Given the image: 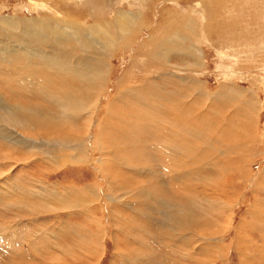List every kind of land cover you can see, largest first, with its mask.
I'll list each match as a JSON object with an SVG mask.
<instances>
[{
    "label": "rangeland",
    "instance_id": "rangeland-1",
    "mask_svg": "<svg viewBox=\"0 0 264 264\" xmlns=\"http://www.w3.org/2000/svg\"><path fill=\"white\" fill-rule=\"evenodd\" d=\"M31 1L0 0V19L10 16H17V19L20 20H22L21 18L41 19L48 17L60 26H66L67 21H72L75 25L88 24L89 27L101 19H112L116 13L124 12L134 14L147 27H143L142 32H138V34L141 33L138 41L131 44L118 41L117 44L111 45L110 42L105 41L103 45L100 41L102 48L105 47L106 43L110 46H117L119 49L115 59L112 60L109 57L106 60L109 61L108 64L113 69L111 81L108 83L107 91L104 92V95L98 97V104L93 107L96 116L87 138L85 137L86 140L80 143L79 138L78 141L75 140L70 148L57 150L56 154L59 157H53L50 165H46V163L49 160L52 147L39 144V138L35 140L37 135L31 131L30 134L34 137L32 146L34 148L38 146L35 149L37 154L39 153L36 160H25L24 158L19 159L18 162L17 159L15 160L17 156L23 157L22 153L26 149L25 146H20L19 151H22L20 155L16 154L18 151L14 149L3 150L0 148V264H51L55 257L60 260L56 264H260V258L257 255L247 263L248 258L241 259L238 257L237 235L234 232L235 222L228 225L227 230L218 235L212 234V236L210 234V237H204L202 233V235H199L187 231L185 237L182 227L176 230L168 224V221L164 218L163 210L166 205L171 204V200L181 205L186 203L191 205L195 195L201 197L198 203H201L204 207V198L198 191L194 192L186 188V184L189 182L186 180L198 183L196 186L202 189L204 184L201 181H199L201 183L198 182L201 178L219 176L220 171L225 169L229 171V168L237 166L232 165L231 167L229 165V161L233 158H229L227 155L224 156L225 164L224 161L223 164H220L222 163L220 157H223L221 148H225L226 144L216 143L217 146L216 144L211 145L218 137L217 127L221 126V130H223V127L229 123L228 117L230 114L229 107L225 108V105H218L215 101L213 105L211 101L215 96L225 95L229 92L235 93L238 88L244 93V99L250 100L253 105L260 107L256 115L257 123L254 124L255 128L251 136L253 141L249 142L253 146L250 158L255 153L260 154V157L255 162L256 165L253 161L249 166L251 170L253 168L255 173L264 168V0H209L207 2L208 7L201 5L202 0H61L62 5L59 6V9L56 4L47 0ZM38 4H41V6L38 7ZM56 11L57 13L54 14L53 12ZM64 13H72L73 16L70 17ZM163 21L164 23H162ZM182 22H190V24L189 26H182ZM176 24L183 29L184 37H182L186 42V47L200 51L201 61L189 60L185 56H179L184 59V62H180L178 58L174 57L176 62L173 59L172 62H169V66L163 69L157 65L155 59H151L155 64L149 65L140 55L137 57V52L140 51L143 41L149 40L153 32L164 29V31H167L166 33H169ZM130 29H127L126 33ZM58 41L61 49L72 52L74 58L85 57L88 53L81 46L75 48L68 42L64 43L59 39ZM191 63L200 67L185 68L186 65L189 66ZM5 70L3 72H10ZM150 72H152L150 77L155 81H158L157 78L160 74L165 80L163 73H172V77L194 80L198 85V92L190 94L192 100L186 107H190L194 111H201L202 116L197 119L198 115L195 112H191L194 114L192 115L190 110H187L189 112L186 114L184 121V131L188 137L191 133L199 134L196 132L203 131L204 125L210 128L206 134V140L204 135L200 138L199 143L198 141L195 142L194 139L196 138L189 137L185 145L179 147L181 153L178 154L175 151L176 149L175 152L172 151V148L176 146V140L168 134V126L172 122L171 118H167L169 117V110L163 105L162 111H164L162 113L153 106L155 118H152V124L155 134L150 135L148 131V138L141 135L142 141L138 144L152 151L151 163L154 166L155 173L151 174L144 169L146 168L144 159H139L134 155V145L127 146L129 150H132V153L127 154L129 162H124L122 159V161L109 159V148L114 147L116 150H123L118 146V143L124 141L129 135L125 126H116L111 139L101 137L99 130L101 120L106 116L107 105L113 102L117 96L115 84L124 77L123 80L133 83L131 85H140L147 78L145 76H149L148 73ZM11 78L10 83L6 85L0 77V93H3L2 96H5V94L10 96V99H8L11 105L34 106L35 104V106H40L44 103L36 85L22 83L19 74L11 75ZM24 85L27 86L24 87ZM29 86L31 88L34 86L33 90L29 89ZM172 90L178 92L174 84ZM12 91L14 94H12ZM224 91L227 93L224 94ZM196 97L202 100L198 103L199 106H195ZM143 104H148V101ZM76 105L80 107V104ZM2 107L4 108V106ZM207 107L212 112L214 110L216 112L205 114ZM84 114L83 112L74 118L76 124L80 122L82 126L84 125V121L80 120ZM236 114L240 115L238 112ZM1 117H4L2 113H0V125L3 122L6 124L3 123L5 125L2 124V128L0 126V143H8L1 135H4L7 129H10L5 127L9 126L10 123L6 118H2L4 120L2 121ZM209 119L211 120L209 121ZM219 124L220 126H218ZM186 125L188 127L185 128ZM14 130L20 134L16 129ZM141 131L143 132L142 129ZM8 132L10 133V131ZM210 135L211 138H209ZM151 136L156 137L153 144L150 142ZM167 137H170V140L173 139L171 143ZM99 139L102 141V148L108 152V157L104 160L101 159L100 153H97L95 147ZM155 141L156 143H154ZM200 142H207L212 147H209L208 153L204 154L198 150ZM170 144L173 146H170ZM168 148H171V150ZM228 148L232 147L228 146ZM16 149L18 148L16 147ZM195 153L196 156L194 157ZM78 154L81 155L78 156ZM172 156H175L173 157L174 160H172ZM118 157L125 158L123 155ZM34 162H38L40 167L37 168L33 164ZM99 162L113 166V168L110 167L108 176L106 173L101 172ZM170 162L173 163L171 172L174 171L172 172L174 175L176 173H178V176L182 175L179 181L178 179H172L168 174L166 164L169 165ZM137 165L143 172L136 171ZM207 170L213 172L208 175ZM195 171L199 172L198 175ZM212 173L215 175H212ZM112 179L114 181L123 179L127 181V184L129 183L127 191L139 185H147L148 183L150 186L152 184L151 186L156 187L155 197L159 198L163 192L168 203L165 206H159L160 202L156 199L153 200L150 190L147 195L150 196L151 202L149 201L147 206L150 207L147 208L138 198H126L129 194L138 191L129 190L128 192L132 193H122L123 190H109ZM236 182L240 183L239 181ZM90 184L91 187H99L98 198H81L79 192L84 191ZM201 184L202 186H200ZM245 184L244 182V186L241 188L233 185L228 186L233 188L235 192L240 193L243 201L248 200L235 213L238 218L249 223L253 219L251 215V207L253 208V206L249 205L253 201V195L243 192L242 196V191L246 187ZM262 184L264 185V182ZM164 186L165 188H163ZM31 203L35 207H31ZM198 203L192 205L199 206ZM248 209H250L249 212ZM260 218L264 225V212L260 213ZM159 221H161V224ZM84 225L87 227H85L86 229L101 235L102 242L95 244L94 249L95 252L100 251L101 247V255H91L90 251L86 249L82 251V248L77 246L76 242H79L80 233L77 235L75 229L83 228ZM262 227V233H259L258 236L264 234V226ZM262 227L260 226V228ZM100 228L101 231H99ZM255 233L250 232V235L253 236ZM61 259H64L63 262Z\"/></svg>",
    "mask_w": 264,
    "mask_h": 264
},
{
    "label": "bare ground",
    "instance_id": "bare-ground-1",
    "mask_svg": "<svg viewBox=\"0 0 264 264\" xmlns=\"http://www.w3.org/2000/svg\"><path fill=\"white\" fill-rule=\"evenodd\" d=\"M47 1L56 4L58 9L59 6L62 5L61 0ZM207 2H209V0H202L201 5L208 7ZM37 6L39 7L41 6V4H38ZM53 13L55 14L57 13V11ZM64 14L70 17L73 16L72 13ZM165 18L164 20H166ZM21 19L22 20L17 19V16H10L8 18L4 17L0 19V77L7 85L12 79L11 75L13 76L14 74H19L22 83L36 85L37 91L43 97L44 103L42 104L41 102L42 105L40 106H35V104L34 106L11 105V102L9 100L10 96L6 94L5 96H2L3 93H0V113H2L4 116L1 117V119L6 118L10 123L9 126H5L7 128H10H6L8 131H10V133L6 130V133L8 132L9 134H6L4 131L5 134L1 135V137L8 143H0V148L3 150L14 149L18 151L16 154L20 155V153H22V151H19L20 146H25L26 149L22 153L23 157L17 156L15 157V160L17 159V162L21 158H24L25 160H36L39 157V153L37 154L35 150L38 146L36 148L32 146L34 137H32V135L30 134L31 131L37 135V138H35V140L39 138V144H46L48 145V147H52L51 153H49V160L46 163V165H50L53 161V157H59V155L56 154L57 150L64 149L66 147L70 148L74 144L75 140L78 141L79 138L81 140L80 143L86 140L87 134L90 131V127L96 116L93 112V107L98 104V97L104 95V92L107 91L106 88L109 85L108 83H110L111 81V74L113 72V69L108 64L109 61L106 60L109 59V57L112 58V60L115 59L116 55L118 54L117 52L119 47L110 46L105 43V47L102 48V46H100V43L102 42L103 44V42L107 41L110 42L111 45H115L118 41H124L126 44L128 42L129 44H131L132 42H136L138 41L139 35L141 34H138V32H140L143 27H145V24L142 20H138L134 14L124 12L116 13V15L112 17V19H101L95 22L93 26L89 27L88 24L75 25L72 23V21H67L66 26H60L57 24V22L48 17H44L41 19ZM181 21L183 20L181 19ZM162 23H164V21ZM177 24L174 25V28L171 29L169 33H166L167 31H164V29L153 32L149 40L143 41L140 51L137 52V57H139L140 55V57L144 58L149 65L155 64L151 61V59H155L157 60V65L163 69L167 68L170 64L169 62H172L173 59L174 62H176V59L174 57L178 58L180 62H184V59L179 56H185L189 60L201 61L202 57H200L199 55V50H194L192 48L186 47V42L185 40H183V29L179 28ZM189 24L190 22H182V26H189ZM129 28H131L130 31L126 33V30ZM58 39L64 43L68 42L69 44H72V46L75 48L78 46L83 47L85 49V52L88 51L87 55L85 57H76L77 59L74 58L75 56L72 52L61 49ZM186 66L185 68L188 69L200 67L199 65L193 63H191V65L187 67ZM4 69L9 70L10 72L5 73L3 72ZM151 73L152 72L148 73L149 76H145L147 78L140 85H131L133 83H130V81L126 82V80H123L124 77H122L120 82H117L115 84L117 96L116 98L114 97L115 99L113 100V102L107 105V110H105L106 116L103 118V120H101L99 128L101 137L105 139H111V135L116 126H125L126 131L129 135H127L124 141L118 143V146L123 148V150L119 151L114 149V147L109 148V159L129 162V160L127 159V154L132 153V150H129L127 146L134 145V155L139 159H144L146 167L144 169L149 174L155 173L154 166L151 163V155H153L151 154L152 151L148 148H145L144 146H139L138 144L142 141L141 135L146 137L149 136L148 131L150 135L155 134V129L152 124V118H155V112L152 108L153 106H155V108H158L162 113L164 111H162L163 105H165L167 110H169V117L167 118H171L172 122L168 126V134L170 135V137L175 138L176 143H174L176 144L177 148L176 146L173 147L172 151L176 149L175 151L178 154L181 153V149H179V147H183L185 145V142L188 141L187 138H196L197 140L194 139L195 142L198 141L199 143V140L203 135L205 136V140L207 139L206 134L210 130L209 127H205L204 125L203 131L199 130L196 132L199 134L191 133L188 137L184 131V121L186 118V114L189 112L187 110H190V113L195 112L198 115L196 117L197 119L198 117L202 116L201 111H194L192 110V108L186 107V105L190 104L192 100L190 94H196L198 92V85L194 80L190 78L183 79L181 77H172V73H163V76H165L166 80L165 83V80H163L161 74L157 78L158 81H155L150 77ZM16 79L18 80L17 77ZM129 80H131V78H129ZM172 83L175 85L178 92H176V90H172ZM25 86L27 85H24V87ZM33 87L31 88V86H29V89L33 90ZM13 91L12 94H14ZM223 93L225 94L227 92L224 91ZM243 95L244 93L237 88V91L235 93L229 92L228 94L215 96L214 98L209 96L213 99V101H211L213 105L215 102H217L218 105H225V108L229 107L228 110L230 112L228 117L229 123L223 127V130H221V123L218 125L220 126L217 127L218 137L215 138V142L211 145L214 146V144L216 143L220 145L226 144L225 148H221V154L223 157H220V161L222 163H219L223 164V161L225 160V157L227 155L229 158H233L229 161L230 164H228L231 167L232 165L237 166L229 168V171H227L226 169L220 171L219 176L216 175L217 177L208 176L206 178H201L202 180L200 179L198 180V182L201 181L204 184V187L202 189H199V186H196L198 183H193L191 180H186L189 181L188 184H186V188L194 192L198 191L199 194L204 198V207H202L201 203H198L201 200V197L199 195H195L193 201L194 204L198 203L199 206L192 205L193 203L191 205L187 203L181 205L178 203H174V200H171V204L165 206V204L168 203L167 200H165V194L162 192L160 197L156 198V187L151 186L152 184L149 186L147 182V185H139L134 189H128V191L131 190L138 192L129 194L126 198H138L140 199V202L143 203V205L147 206L151 199L150 196L147 195V193L151 190V197L153 198V200L156 199L157 201H159V206H165L164 210H162L164 211V218L168 221V224H170V226L176 230H178L179 228L181 229L182 227L183 235L185 237L187 236V231L199 235L203 234L204 237H210V234L218 235L219 233L226 231L228 225L235 222L236 224L234 226V232L237 235L236 242L238 244V257H240L241 259L245 257L248 258L246 261L247 263L252 257L257 255L260 258V264H264V234L258 236L259 233H262V226H264L260 218V213L264 212V185L262 184V182H264V168L261 171H258V173H255V171H253V168L251 170V163H253L254 161L255 164V162L258 161L260 154L255 153L257 155L255 156V154H253V157L250 158L253 146L249 144V142L253 141V138L251 136L253 135V130L255 128L254 124L257 123L256 115L258 114L260 107L258 105H253L250 100L248 101L247 99H244ZM145 100L148 101V104H143L146 103ZM199 102H202V100L196 97L195 106H199ZM76 104H80V107ZM2 106H4V108ZM210 107L212 106L210 105ZM88 111L90 113H86ZM83 112L85 114L80 119L84 121V125L82 126L80 122L79 124H76V120L74 118L78 114L81 115ZM215 112L216 110L212 112L207 107L205 114ZM236 112H238L240 115L238 116ZM191 114L194 115L193 113ZM210 120L211 119H209V121ZM2 121L4 120L2 119ZM11 127L20 132V134L16 133V131ZM186 127H188V125H186L185 128ZM141 129L143 130V132L141 131ZM170 137H167V139L170 140ZM155 138L156 137L151 136L150 142L152 144ZM209 138H211V135ZM172 140H170V143ZM156 141L154 143H156ZM200 143L201 144L200 146H198V150L204 154L208 153L210 145L207 142ZM172 144H170V146ZM228 146L232 148H228ZM16 147L18 149H16ZM95 147L97 153H100L102 160L108 157V152L107 150H104L102 148V141L100 139L98 140V143L95 145ZM188 148L190 147L188 146ZM168 149L171 150V148ZM80 155L81 154H78V156ZM120 155H123L125 158L118 157ZM195 156L196 153L194 157ZM173 157L175 156H172V158ZM172 160H174V158ZM33 164L37 168L40 167V164L38 162H34ZM99 165L101 167V172L106 173L107 176L110 174V167L113 168L111 164L107 163L101 164L99 162ZM166 168H168V174H170V177L172 179H178L179 181V178L182 175L180 174V176H178V173L174 175V173H172L174 171L171 172L173 163L170 162L169 165L166 164ZM135 169L136 171H141L138 165ZM141 172H143V170ZM207 172H209L208 175H210V172L213 171L207 170ZM198 173L196 172L197 175ZM212 175L215 174L212 173ZM112 180L113 181H111V183L109 184V190L117 189L119 191L123 190L122 193H132L127 191L129 183L127 184V181H125L124 179L120 181H114V179ZM236 181H239L240 183H237ZM244 182L246 183V187L244 188V191H242V196L243 192L253 195V201L249 203V205L253 206V208L251 207V215L253 216V219L249 223H246L245 221H243V219L238 218L235 213L236 210H239L240 206L244 203H247L248 200L243 201L240 193L235 192L233 188L228 186L233 185L241 188L242 186H244ZM200 186H202V184ZM163 188H165V186ZM79 193L81 195V198L86 199L87 197H94L95 199L99 196V187H91L90 184V186L88 185L84 191H80ZM170 193L172 194L171 191ZM41 195L43 196V194ZM31 207H35V205L31 203ZM149 207L150 206H147V208ZM249 210L250 209H248L247 211L249 212ZM166 220L164 221L166 222ZM159 222L161 224V221ZM260 226L262 228H260ZM85 227L86 226L84 225L83 228L80 227L75 229L77 235L78 233H80L79 242H76L77 246L81 247L82 251L83 249L90 251L91 255H101V247L100 251H94L95 244H100L102 242V240L100 239L101 235L95 234L96 232L93 233L90 229H86L87 227ZM165 230L168 231L167 229ZM99 231H101V228L99 229ZM250 232L257 233L252 236L250 235ZM250 247L253 248L248 249ZM58 261L60 260L56 259L55 257L52 260L51 264H56L58 263Z\"/></svg>",
    "mask_w": 264,
    "mask_h": 264
}]
</instances>
